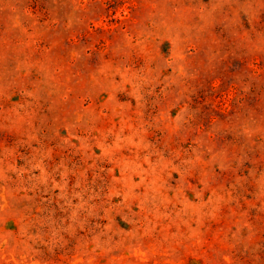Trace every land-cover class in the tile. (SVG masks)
Wrapping results in <instances>:
<instances>
[{
	"label": "rangeland",
	"instance_id": "obj_1",
	"mask_svg": "<svg viewBox=\"0 0 264 264\" xmlns=\"http://www.w3.org/2000/svg\"><path fill=\"white\" fill-rule=\"evenodd\" d=\"M0 264H264V0H0Z\"/></svg>",
	"mask_w": 264,
	"mask_h": 264
}]
</instances>
